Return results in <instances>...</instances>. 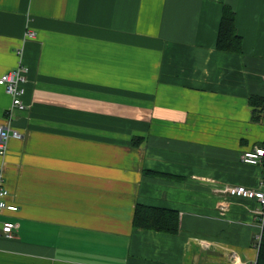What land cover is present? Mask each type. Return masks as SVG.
Wrapping results in <instances>:
<instances>
[{"label": "crops", "instance_id": "obj_1", "mask_svg": "<svg viewBox=\"0 0 264 264\" xmlns=\"http://www.w3.org/2000/svg\"><path fill=\"white\" fill-rule=\"evenodd\" d=\"M225 6L241 52L217 46ZM20 65L0 264H257L260 203L227 188L264 179L242 160L264 147V0H0V77ZM137 206L179 231L135 228Z\"/></svg>", "mask_w": 264, "mask_h": 264}, {"label": "built area", "instance_id": "obj_2", "mask_svg": "<svg viewBox=\"0 0 264 264\" xmlns=\"http://www.w3.org/2000/svg\"><path fill=\"white\" fill-rule=\"evenodd\" d=\"M33 37V33L28 34ZM28 69L20 65L0 77V85L3 86L6 92L13 99L12 111H25L27 105L23 101V96L26 93L25 84L27 83ZM23 134L14 129L10 124L0 125V152L4 154L7 151L8 143L12 138L21 139ZM242 160L248 165H264V147L259 146L246 151ZM3 181V174L0 170V182ZM228 194L233 197H242L256 199L260 203V208L257 213L262 229L264 226V179L260 183L259 189L248 188L245 186H228ZM9 190L2 183L0 186V214L4 212H18L19 206L14 203H9ZM227 206H224V210ZM17 224L11 220L0 221V235L8 239L16 237ZM261 236L259 237L261 239Z\"/></svg>", "mask_w": 264, "mask_h": 264}, {"label": "trees", "instance_id": "obj_3", "mask_svg": "<svg viewBox=\"0 0 264 264\" xmlns=\"http://www.w3.org/2000/svg\"><path fill=\"white\" fill-rule=\"evenodd\" d=\"M217 46L220 50L228 52L242 51V38L237 34L235 12L225 6L220 25ZM180 216L175 210L137 206L134 227L146 230H155L175 234L179 231ZM257 264H264V226L259 244Z\"/></svg>", "mask_w": 264, "mask_h": 264}, {"label": "rangeland", "instance_id": "obj_4", "mask_svg": "<svg viewBox=\"0 0 264 264\" xmlns=\"http://www.w3.org/2000/svg\"><path fill=\"white\" fill-rule=\"evenodd\" d=\"M229 195H230V194H229ZM224 206H227V205L224 204V205L222 206L223 211H224ZM225 210H227V208H226ZM262 231H263V229H262ZM261 234H262V233H261Z\"/></svg>", "mask_w": 264, "mask_h": 264}]
</instances>
